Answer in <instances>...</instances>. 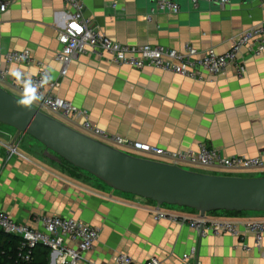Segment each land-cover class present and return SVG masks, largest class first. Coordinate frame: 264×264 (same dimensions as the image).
<instances>
[{
	"label": "crops",
	"instance_id": "0c3cea01",
	"mask_svg": "<svg viewBox=\"0 0 264 264\" xmlns=\"http://www.w3.org/2000/svg\"><path fill=\"white\" fill-rule=\"evenodd\" d=\"M91 18L112 40L128 46L162 45L183 51L187 44L199 52L210 49L225 54L231 41L264 22L263 0H230L226 6L177 0L180 14L156 13L155 0H81ZM72 9L63 0H20L0 11V72L19 70L27 78L39 72L37 63L52 73L48 93L72 102L89 113L99 128L134 142L168 151H197L202 144L226 157H257L264 152V53L245 49L240 55L247 72L239 77L230 67L220 77L192 80L155 68L133 69L112 64L109 57L91 51L72 63L62 78L55 55L59 33ZM30 51L34 62L7 64L5 55ZM15 93L9 85H1ZM78 122H67L78 127ZM16 131L0 125V142L14 143ZM19 153L9 159L0 144V211L17 223L36 226L40 216L72 218L100 229L94 249L80 264H118L127 254L137 264L158 259L161 264H264L260 250L247 235H201L199 231L169 221H157L155 203L101 188L83 171L67 172L64 163L45 157V147L24 136ZM42 153L43 157H40ZM211 174V173H210ZM251 176V175H248ZM244 177V176H243ZM168 213L197 217L198 212L166 206ZM214 220H264L263 213L239 215L215 212ZM252 248L248 252L242 244ZM36 250L40 254L45 247ZM197 247L196 258L183 256ZM59 251H49V264H62Z\"/></svg>",
	"mask_w": 264,
	"mask_h": 264
},
{
	"label": "built area",
	"instance_id": "2783aa9c",
	"mask_svg": "<svg viewBox=\"0 0 264 264\" xmlns=\"http://www.w3.org/2000/svg\"><path fill=\"white\" fill-rule=\"evenodd\" d=\"M18 1L20 0H0V11L6 12L12 4ZM63 1L72 9V15L58 36L60 49L57 51L55 59L62 64V78L67 76L73 62L91 51H96L100 55L105 54L116 66L133 69L155 68L199 81H205L209 77H220L230 67H235L237 76L243 77L247 69L244 62L240 60L242 52L249 49L257 56L264 53V22L234 37L230 49L225 54H218L213 49L199 52L190 44H187L183 51L162 45L128 46L112 40L101 29H98L92 19L85 16V4L81 0ZM190 2L197 9L201 2L226 6L230 0H190ZM155 4L156 8L152 11L149 21L153 20V15L156 13L177 15L182 10L181 4L177 0H155ZM5 61L7 64L20 65L34 62L30 51L7 53ZM37 66L39 72L35 77L23 76L32 81L33 86L37 89V95L40 97L31 106L40 112L68 122L76 123L83 118V123L73 128L93 139L133 157L158 161L190 171L198 172L195 170L196 168L208 171L201 173L236 177H243L241 174L264 175V152L254 158L226 157L206 144L200 145L197 151L172 152L111 134L94 125L89 119L87 111L57 95L48 93L49 87L58 88L60 83H52V73L46 65L37 63ZM4 84L9 85L15 93L23 96V84L18 82L17 78L11 75L8 70L0 72V86ZM0 144L6 148L9 159L14 156L23 157L19 153L21 139L10 144L1 142ZM165 207L155 204L151 210L157 221L166 220L188 226L196 231L202 228L204 236L231 235L245 241L247 235H252L255 239V248L260 250L262 247L264 220H214L208 216L201 217L200 214L197 217H189L168 213L164 210ZM35 223L36 226L19 224L8 213L0 211V232L22 239L19 257L25 262L31 261L34 251L39 246H43L51 251H59L62 264H80L85 255L94 249L101 233L100 229L93 228L84 222L59 216H40L35 219ZM242 248L248 252L252 251V248L245 243L242 244ZM197 254V247H193L188 254L183 256V260L188 262L190 259L196 258ZM116 262L118 264H137L132 257L122 253L118 254ZM144 264H161V262L155 258Z\"/></svg>",
	"mask_w": 264,
	"mask_h": 264
},
{
	"label": "water",
	"instance_id": "95a60500",
	"mask_svg": "<svg viewBox=\"0 0 264 264\" xmlns=\"http://www.w3.org/2000/svg\"><path fill=\"white\" fill-rule=\"evenodd\" d=\"M0 86V125L29 136L45 147V157L66 162L112 190L198 212L263 213L264 177L213 175L141 159L93 139L70 125L19 103ZM203 234V229L199 230Z\"/></svg>",
	"mask_w": 264,
	"mask_h": 264
},
{
	"label": "trees",
	"instance_id": "16d2710c",
	"mask_svg": "<svg viewBox=\"0 0 264 264\" xmlns=\"http://www.w3.org/2000/svg\"><path fill=\"white\" fill-rule=\"evenodd\" d=\"M62 163L69 165L70 167H72L77 171H81L66 162H62ZM229 214L239 215V213H229ZM21 245H22V239L15 237L13 235L6 234L4 232H0V264H49L48 253L49 251H51L50 249L44 248V250L40 254L35 253L37 250L36 249L34 251L32 260L29 262H25L19 257Z\"/></svg>",
	"mask_w": 264,
	"mask_h": 264
},
{
	"label": "clouds",
	"instance_id": "9594fccd",
	"mask_svg": "<svg viewBox=\"0 0 264 264\" xmlns=\"http://www.w3.org/2000/svg\"><path fill=\"white\" fill-rule=\"evenodd\" d=\"M11 75L15 76L18 82L22 83L24 87L23 98L19 101V103L31 105L34 101L40 98L37 95V89L33 86L32 81L30 79H25L19 70H12Z\"/></svg>",
	"mask_w": 264,
	"mask_h": 264
},
{
	"label": "rangeland",
	"instance_id": "374dc122",
	"mask_svg": "<svg viewBox=\"0 0 264 264\" xmlns=\"http://www.w3.org/2000/svg\"><path fill=\"white\" fill-rule=\"evenodd\" d=\"M10 93H12L13 95H15L16 97H18V98H20V99L23 98V96H21V95H19V94H17V93H13V92H10ZM55 118H56V117H55ZM56 119H58V120H60V121H62V122H64V123L67 124V122H65L64 120H62V119H60V118H56ZM39 154H40V155H39L40 157H43L42 153H39ZM64 167H66L68 174H69V173H73L74 171L77 172V170L73 169L72 167H70V166L67 165V164H64ZM195 170H197L198 172H208V171H204V170L196 169V168H195ZM84 173H85V172H84ZM212 174H213V173H212ZM86 175H88L87 177H90L91 180H92L95 184H97L98 187H101V188L106 187L102 182H100V181L97 180L96 178L90 176V175L87 174V173H86ZM218 175H223V174H218ZM241 176H244V177H264V175H261V174H251V176L241 174ZM117 193H119V192H117ZM209 215H210V214H209ZM40 248H41V247H38L37 249H40Z\"/></svg>",
	"mask_w": 264,
	"mask_h": 264
}]
</instances>
